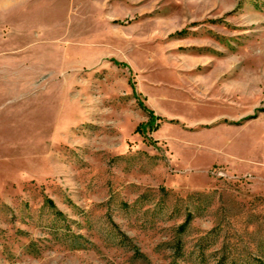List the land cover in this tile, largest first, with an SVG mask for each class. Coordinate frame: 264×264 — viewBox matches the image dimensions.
Segmentation results:
<instances>
[{
  "label": "rangeland",
  "instance_id": "1",
  "mask_svg": "<svg viewBox=\"0 0 264 264\" xmlns=\"http://www.w3.org/2000/svg\"><path fill=\"white\" fill-rule=\"evenodd\" d=\"M0 264H264V0H0Z\"/></svg>",
  "mask_w": 264,
  "mask_h": 264
},
{
  "label": "trees",
  "instance_id": "2",
  "mask_svg": "<svg viewBox=\"0 0 264 264\" xmlns=\"http://www.w3.org/2000/svg\"><path fill=\"white\" fill-rule=\"evenodd\" d=\"M150 114L153 116V113H152V111L150 112ZM153 118V117H152Z\"/></svg>",
  "mask_w": 264,
  "mask_h": 264
}]
</instances>
